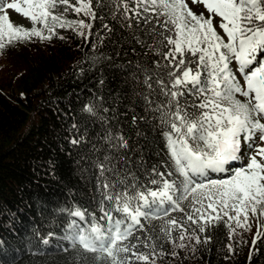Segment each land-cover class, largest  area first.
<instances>
[{
    "label": "snow or ice",
    "instance_id": "obj_1",
    "mask_svg": "<svg viewBox=\"0 0 264 264\" xmlns=\"http://www.w3.org/2000/svg\"><path fill=\"white\" fill-rule=\"evenodd\" d=\"M13 13L29 23L13 22ZM109 17L144 49V61L127 65L135 100L120 113L131 114L136 139L109 122L103 138L110 151L95 163L92 206L60 209L67 214L61 239L90 264H162L179 258L178 250L194 255L216 242L221 228L229 241L223 247L234 255L255 222L251 243L258 252L264 0H0V54L67 41L68 31L92 43L98 20L106 35L113 33ZM99 107L93 102L83 111L96 117ZM153 153L161 157L156 163L146 158ZM251 258L250 252L249 264Z\"/></svg>",
    "mask_w": 264,
    "mask_h": 264
},
{
    "label": "trees",
    "instance_id": "obj_2",
    "mask_svg": "<svg viewBox=\"0 0 264 264\" xmlns=\"http://www.w3.org/2000/svg\"><path fill=\"white\" fill-rule=\"evenodd\" d=\"M106 22L113 33L106 35L98 20L92 43L68 31L67 41L54 38L51 44L0 54V264H90L61 239L67 214L60 209L92 206L95 163L110 151L103 138L109 122L135 142L131 114L120 113L135 100L127 65L145 60L144 49L131 42L127 30L110 17ZM93 102L100 105L96 117L83 111ZM104 107L116 114L105 113ZM137 113L143 114L139 108ZM142 127L147 131V125ZM73 138L81 143L72 144ZM146 158L156 163L161 157ZM256 227L254 222L252 232H242L247 243L234 255L223 247L229 241L221 228L216 242L194 255L178 250L179 258L169 256L162 264H249L250 252L251 264H264V243L258 241V252L251 243Z\"/></svg>",
    "mask_w": 264,
    "mask_h": 264
},
{
    "label": "rangeland",
    "instance_id": "obj_3",
    "mask_svg": "<svg viewBox=\"0 0 264 264\" xmlns=\"http://www.w3.org/2000/svg\"><path fill=\"white\" fill-rule=\"evenodd\" d=\"M11 19H12L13 22L18 23V24H25V25H27L29 23L28 21L22 19L19 16V14H15V13L12 14Z\"/></svg>",
    "mask_w": 264,
    "mask_h": 264
}]
</instances>
